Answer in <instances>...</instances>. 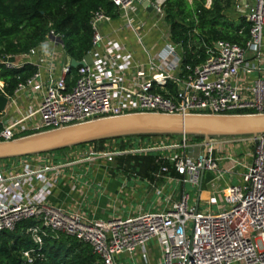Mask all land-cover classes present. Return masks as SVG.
I'll list each match as a JSON object with an SVG mask.
<instances>
[{
  "label": "built area",
  "instance_id": "2783aa9c",
  "mask_svg": "<svg viewBox=\"0 0 264 264\" xmlns=\"http://www.w3.org/2000/svg\"><path fill=\"white\" fill-rule=\"evenodd\" d=\"M147 1L150 11L139 0H110L119 28L104 34V25L115 21L99 11L91 23V50L77 68L57 52L39 56L47 44L66 53L54 31L40 47L19 56L22 60L2 63L8 69L36 71L11 96L2 95L7 105L0 112V142L133 113H264V0H235L236 10L251 24L243 45L173 43L165 24L167 0ZM121 33L134 36L141 55L121 40ZM152 35L156 38L149 47ZM106 148L98 152L89 146L87 152L109 163L123 156L159 154L164 166L154 176L165 182L155 192L163 200L161 209L92 219L48 202L61 166L47 165L43 155L34 156L35 166L28 162L33 156L14 160L10 168L0 162V233L34 222L26 231L34 244L24 252L29 264L42 253L49 232L90 245L103 264H264V135L202 142L155 137L128 151H119L114 143ZM239 151L243 160L237 158ZM206 174L211 178L204 182ZM205 184L211 192L203 198L204 212L196 208L200 196L190 208V195L175 188L202 189Z\"/></svg>",
  "mask_w": 264,
  "mask_h": 264
},
{
  "label": "trees",
  "instance_id": "16d2710c",
  "mask_svg": "<svg viewBox=\"0 0 264 264\" xmlns=\"http://www.w3.org/2000/svg\"><path fill=\"white\" fill-rule=\"evenodd\" d=\"M154 1V0H150ZM167 0L165 5V24L173 43L188 45L194 42L212 44L224 41L243 45L248 39L251 24L238 11H232L235 0ZM110 16L116 23L118 12L110 0H0V97L11 96L17 85L25 82L35 73L32 67L8 69L4 62H16L21 55L40 47L48 34L54 31L62 38L68 58L81 62L92 47L94 29L92 20L99 12ZM237 19L231 21L229 16ZM191 58V57H190ZM188 63V62H186ZM236 113V114H246ZM155 138V137H153ZM178 141L181 137H166ZM148 137H129L91 143L80 146H96L99 152L106 145L113 144L119 151L139 148ZM193 142H202L191 138ZM79 148V147H77ZM71 149L60 150L44 155L57 154ZM21 159V158H20ZM19 159L4 160L8 162ZM116 170L135 173L141 178L156 182L157 174L164 166L156 152L145 155L125 156L116 159ZM170 169L171 176L175 171ZM160 180V179H159ZM35 225L26 221L14 231L0 233V264H29L24 252L34 244L26 233ZM30 264H103L92 247L64 234L58 237L49 232L44 239L43 251L33 256Z\"/></svg>",
  "mask_w": 264,
  "mask_h": 264
},
{
  "label": "water",
  "instance_id": "95a60500",
  "mask_svg": "<svg viewBox=\"0 0 264 264\" xmlns=\"http://www.w3.org/2000/svg\"><path fill=\"white\" fill-rule=\"evenodd\" d=\"M150 11L147 0H139ZM91 63V58H86ZM84 63L71 61L77 68ZM7 98L0 97V112ZM264 135V113L191 114L133 113L104 117L55 130L0 142V161L44 155L83 145L129 137H188L208 141L219 138L257 137ZM197 210L199 205L196 206Z\"/></svg>",
  "mask_w": 264,
  "mask_h": 264
},
{
  "label": "crops",
  "instance_id": "0c3cea01",
  "mask_svg": "<svg viewBox=\"0 0 264 264\" xmlns=\"http://www.w3.org/2000/svg\"><path fill=\"white\" fill-rule=\"evenodd\" d=\"M238 13L243 16L241 12ZM237 17L239 16H229V19L233 21ZM115 28H119L118 22L104 25V34ZM120 36L129 48L136 51L137 55H141L140 47L131 33H121ZM155 38V35L149 38L147 44L149 47H151ZM39 51V56L57 52L62 61L68 62V59H70L65 52H60L58 48H54L51 44L42 46ZM19 59L22 60L20 57ZM88 148L89 146L79 147L62 153L43 155L47 165L62 167V175L58 180L57 188L48 201L51 205L75 209L96 220H109L114 216L128 218L139 213L158 211L162 208L163 200L155 192L164 186V181L154 182L155 189H153L151 187L152 181L140 176L135 177L131 172L117 171L116 159L114 162L109 163L102 155L92 157L87 152ZM13 162L5 164L10 168ZM28 162L31 163L29 165H36L34 156ZM210 178L211 175L206 174L203 177L204 182L210 180ZM171 186L166 187L165 197L170 194L169 189H172ZM139 190H143L148 194V200H151L152 197L156 199L150 205L149 203L144 206L136 204L135 193ZM179 197L177 196L175 200H178Z\"/></svg>",
  "mask_w": 264,
  "mask_h": 264
},
{
  "label": "rangeland",
  "instance_id": "374dc122",
  "mask_svg": "<svg viewBox=\"0 0 264 264\" xmlns=\"http://www.w3.org/2000/svg\"><path fill=\"white\" fill-rule=\"evenodd\" d=\"M236 3V2H235ZM232 11H234V12H236L237 10H236V4L234 5V7L232 8ZM234 12L233 13H231V14H233L234 16H236V14H234ZM246 114H251V113H246ZM253 114V113H252ZM241 138H249V137H241ZM219 139H222V138H219ZM69 151V150H68ZM242 153L239 151L238 152V156H237V158L239 159V160H243V158H242ZM229 180V179H228ZM224 186H225V184H222V185H220V187H219V189L220 190H222L223 188H224ZM175 188L177 189V191L178 192H180V191H185L186 193H188L189 195H190V197H191V202H190V208H192L193 206H194V201H195V203H196V201L199 199V196L201 197V201H200V203H199V211L200 212H204V210H205V205H204V201H203V198H204V196L206 195V194H208L209 192H211V190H210V188H208V185H204L203 187H202V189H199V187H193V186H191V185H179V186H175ZM150 189V188H149ZM136 198H135V202H136V204H138V205H141V206H144V205H146L147 203H149V205L150 204H152L153 202H154V200L156 199H153V197L151 198V200L149 199L148 200V194L147 193H145V192H143V190H139V191H137L136 193ZM134 194V195H135ZM140 195H142L141 196V198H139L140 197ZM137 197H138V199H137Z\"/></svg>",
  "mask_w": 264,
  "mask_h": 264
},
{
  "label": "bare ground",
  "instance_id": "6f19581e",
  "mask_svg": "<svg viewBox=\"0 0 264 264\" xmlns=\"http://www.w3.org/2000/svg\"><path fill=\"white\" fill-rule=\"evenodd\" d=\"M204 197H206V195Z\"/></svg>",
  "mask_w": 264,
  "mask_h": 264
}]
</instances>
